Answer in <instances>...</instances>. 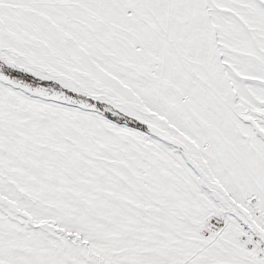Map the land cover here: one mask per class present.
Listing matches in <instances>:
<instances>
[{
	"label": "snow or ice",
	"instance_id": "snow-or-ice-1",
	"mask_svg": "<svg viewBox=\"0 0 264 264\" xmlns=\"http://www.w3.org/2000/svg\"><path fill=\"white\" fill-rule=\"evenodd\" d=\"M0 264H264V0H0Z\"/></svg>",
	"mask_w": 264,
	"mask_h": 264
}]
</instances>
